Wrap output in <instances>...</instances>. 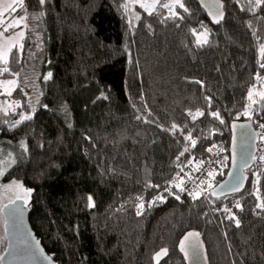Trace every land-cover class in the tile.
Returning <instances> with one entry per match:
<instances>
[{
    "label": "trees",
    "instance_id": "obj_1",
    "mask_svg": "<svg viewBox=\"0 0 264 264\" xmlns=\"http://www.w3.org/2000/svg\"><path fill=\"white\" fill-rule=\"evenodd\" d=\"M125 2L48 0L41 8L38 0H25L24 10L18 9L15 15L30 17L31 31L20 40L21 62L12 65L19 76L0 77L16 79L8 98L20 105L11 113L0 110V146L11 142L17 158L2 181L31 189L30 226L57 264H154L152 256L162 248L168 255L159 264H185L177 242L190 230L200 233L208 264H264V213L255 208L264 202V165L258 161L264 144L257 143L261 149L244 172L242 191L213 198L211 186L203 191L207 199L197 201L187 194L178 201L163 191L180 172L176 157L185 148L179 164L192 160L184 168L192 174L198 161L221 148L228 160L231 121H248L255 131L264 123V111H252L258 104L251 120L242 115L249 89L264 92V7L254 14L241 10L248 0H222L224 19L213 26L194 0H184L187 13L175 9L184 19L163 23L166 9L149 16L129 2L126 13ZM41 11L43 17L31 19ZM205 30L208 43L197 46ZM24 90L34 99L32 110ZM197 109L206 116L192 121L187 111ZM217 110L223 125L207 115ZM22 112L32 119L14 127ZM174 122L185 130L173 134ZM188 131L195 147L183 139ZM223 177L215 176L213 185ZM149 182L161 188H149ZM160 195L166 202L155 199ZM141 199L144 212L137 216ZM237 199L242 212L233 207ZM225 207L237 214L239 228L225 218Z\"/></svg>",
    "mask_w": 264,
    "mask_h": 264
},
{
    "label": "snow or ice",
    "instance_id": "obj_2",
    "mask_svg": "<svg viewBox=\"0 0 264 264\" xmlns=\"http://www.w3.org/2000/svg\"><path fill=\"white\" fill-rule=\"evenodd\" d=\"M129 2L132 3H139V7L144 9L149 16H153L155 14H157V8H162V9H166L168 12V15L165 16L162 20L161 23L167 21V20H178V19H184V17L180 14V12L176 11L175 9L179 8V9H183V11L185 13L189 12L188 7H186V4L184 2V0H170V2H164V0H151L150 3L148 2H141V0H126L125 3L121 4L120 6L122 8L125 9V12L127 13L129 11ZM48 3V0H38V5L43 8L46 4ZM237 3H239V0H237ZM248 7L245 8L243 5H241V10L242 11H251L255 14V10L257 8H262L264 7V0H248ZM201 6L205 7L208 11V14L212 17L213 22L219 24L221 22V20L224 17V12L222 11L223 5L220 3V0H207V2L205 3L204 0H201ZM25 8V0H14L13 3H7L3 6V9H0V37H4V41L2 43H0V77H4L6 75L8 76H19V73H15L12 71V65L16 64V63H20L21 62V58L23 56V49H24V45L21 43L19 45V56L17 54L16 51H14V49L16 48V44L15 43H9L10 41H20L23 40L25 37V30L27 29L28 31H31V29L28 28V24L27 21L30 19L29 16L27 15H14L17 13L18 9L19 10H24ZM7 12V19H5V15ZM44 12L41 11L37 16L31 17V19H35V20H39L41 17L44 16ZM135 19L136 20H140L141 16L139 14L135 15ZM129 23H131L129 21ZM177 27H179L180 25L177 24ZM249 27H251V25H249ZM148 28H151V25H148ZM17 29H19L18 31H16ZM206 32L207 30H205V39L204 40H200L199 38H197V46H203L204 44H207V37H206ZM11 34V35H9ZM193 34L196 35V31L193 30ZM253 35L257 38L260 39L258 33L253 32ZM260 51H261V55L264 56V43L260 44ZM259 68L260 69H264V62H261L259 64ZM52 73L49 72L47 76H44L43 79L46 81L51 77ZM259 75V74H258ZM5 84L7 85H15L17 83V81L15 79H6L4 81ZM196 83L198 84H202L201 81H196ZM11 92H8L7 95H11ZM259 97H260V101L257 102L256 100H252L253 97V91L250 88L247 96L248 99L252 101V104H258V109L254 108L252 109V111L256 114L259 115L261 111H264V92H260L258 93ZM106 98V97H105ZM206 100H208L209 102L211 101L210 97H205ZM19 102H15V107H19ZM209 106L211 107V104H209ZM251 105H248L245 107V111L244 113H242V115H246L248 116V119L251 120L252 119V115L249 114L248 109L251 108ZM149 116H151V112L148 113ZM187 115L191 117L192 121H196L199 117H205L206 116V112L204 110H200L197 109L194 113L191 110L187 111ZM207 115H209L213 120H216L219 122V124L223 125L225 124V120L223 119L220 111H210L207 113ZM238 114L237 118H239ZM138 120L142 119V117L137 116L136 117ZM32 119L31 115H23L20 120H16L13 124V126L15 127L16 125L22 123L23 121L26 120H30ZM145 123H154L156 121H149L148 119H144ZM160 126V125H157ZM186 127V126H185ZM232 128L235 129L236 125L233 124ZM242 131H241V136L242 137H247L248 136V131L246 126H241ZM259 128L260 129H264V123L259 124ZM164 130H168V129H164ZM173 134H175V132L177 130L183 132L185 129L184 128H180V126L177 123H172L171 125V129H170ZM205 139H207V137H204ZM183 139L185 141H190L192 146L195 147L197 144V140L192 138V132L188 131L187 135L183 136ZM260 139L262 142H264V134H260ZM233 142H235V134L233 135ZM217 146L215 144H213L210 148L206 149V151L208 152H212L214 148H216ZM27 149L25 148V151ZM224 149H220V151H223ZM189 151L188 148H185L183 152H181L179 154V156L176 157L177 160V167H180V172L176 174V177L173 178V180H170L167 184V186H165L163 188V191L168 193L169 196H174L176 200H181V193H186L188 196H190L192 198L193 201H197L200 200L201 198L207 199L206 196L203 195V190L200 189L199 185L200 184H204L205 181L203 179L199 180V184L196 185V187L192 190H189L187 187H185V181L183 180V178L180 176V173H184V175H189V178L191 179V175L189 173L184 172V168L188 167L190 165H192L193 161L192 160H188L187 165H184L183 167L180 166L179 161L180 158L183 157L185 155V153H187ZM261 152L264 153V149H261ZM8 157H12V153H8L7 154ZM252 159H256L255 157L250 156L249 160ZM258 161L260 163V165H264V154H261L258 157ZM16 159L12 158V159H8V160H0V164H4L6 167H11L12 165H14L16 163ZM198 164H203L204 161H198ZM244 167H248V161H245V165ZM243 170V169H242ZM262 171H264V168L261 169ZM194 172H198V171H202L201 168L196 167L193 169ZM5 174V172L3 170H0V176H3ZM259 173L258 172H253L252 175L253 176H257ZM229 175H232L231 173H229ZM208 176L209 177H214L215 176V172L214 171H209L208 172ZM179 179V183H176L175 180ZM193 183H195V181H193ZM6 189L11 187L12 189L15 190H21L22 191V195H17V199H23L24 201V205L25 207L27 206L28 203V197L31 194V189H24L23 185L18 183L17 181H12L11 186H5ZM149 188H155V189H160L161 185L159 184H152L151 182H149L148 184ZM209 187H211V183L209 182ZM243 187V181L242 180H237L235 182V184H233L230 188H229V192L231 193H236L239 192L241 190V188ZM253 187H256V184L254 182ZM172 189H175V191H173ZM212 195H215V191L213 190ZM88 199V207H94V202H93V197L91 195H89L87 197ZM138 199H140L138 197ZM156 200H160L162 203L166 202L167 197L160 195L157 196L155 198ZM257 199H260V197H257ZM211 203V201H209ZM10 204H15V201L10 200L9 201ZM154 201H150L147 204L148 208L153 207ZM136 207V215L137 216H141L143 215L144 212V201L141 199V202L135 205ZM234 208L239 209L241 212L244 210L243 209V205L241 204L240 200L237 199L235 204L233 205ZM256 209H259L261 213H264V202L261 203H257L255 206ZM122 209H117V211H120ZM217 211H219L220 209H216ZM223 211L225 213H228V215L225 217L228 220L234 221L235 222V226L237 228H239L241 226V221L240 219L237 218V214L235 212L232 211L231 208L225 207L223 208ZM255 211V209H254ZM5 212H7V216L8 218L12 221L13 223V227H15V222L16 220L22 216V209L18 208V207H8V205H4V206H0V214H4ZM259 214V213H257ZM199 236L200 233L198 232H188L186 235H184L183 239L180 241V251L184 253L185 255V259H192L193 260V264H196V261H198L199 257H200V249L202 248V244L199 241ZM38 244L39 242H36L37 245V249L32 251V255H42V253H40L38 251ZM29 249V245L27 244V242H25V250ZM168 255V249L167 248H162L160 251L156 252L154 254V259L156 261V264H159V261L162 257L167 256ZM0 259H3L2 257H0ZM45 259H49L47 257H45Z\"/></svg>",
    "mask_w": 264,
    "mask_h": 264
},
{
    "label": "water",
    "instance_id": "obj_3",
    "mask_svg": "<svg viewBox=\"0 0 264 264\" xmlns=\"http://www.w3.org/2000/svg\"><path fill=\"white\" fill-rule=\"evenodd\" d=\"M194 1L198 4L200 9L204 11L210 24L213 26L218 25L217 23L213 22V19L208 14L207 9L201 6V0H194ZM204 2L206 3L207 0H204ZM220 3L223 5L222 0H220ZM222 11L224 12V8H222ZM224 16H225V12H224ZM233 124L236 125L235 129L232 128ZM242 125L246 126L247 128V131L249 133L247 137L241 136ZM229 132H230V137H229V145H228V168L223 179L211 188L210 195L213 198H221L234 194L229 192V188L233 184H235L237 180L243 181V187L240 190L242 191L246 185V176L244 172L251 167L254 160V159L249 160V157L250 156L255 157L256 155L257 133L248 121H236V120L231 121L229 124ZM234 134H235V142H233ZM245 161H248V167H244ZM229 173H231L232 175H229ZM213 190L215 191V195H212ZM14 201H15L14 205L10 203H7L5 205H8V207L15 206L22 209V216L16 220L15 227H13V223L8 218L7 212L2 214L4 219L3 230H4V237L6 240V248L4 253L1 255L3 259H0V264H57L53 259V255L47 254L45 252L44 248L41 245L40 240L35 236L30 226L29 206L27 205L25 207L23 200H14ZM188 232H193V231L191 230L187 231L179 238L177 242V250L184 259L185 264H193L192 259H185V255L183 252L180 251V247H179L180 241L183 239L184 235H186ZM37 241L39 242L38 251L42 253V255L38 254L33 256L32 251L37 249V245H36ZM199 241L202 244V248L200 249V257L198 261H196V264H208L205 254V248L200 236H199ZM25 242H27V244L29 245L28 250H25ZM154 254L152 256V260L153 263L156 264V261L154 259ZM45 257L49 259H45ZM165 257L166 256L162 257L159 263Z\"/></svg>",
    "mask_w": 264,
    "mask_h": 264
},
{
    "label": "rangeland",
    "instance_id": "obj_4",
    "mask_svg": "<svg viewBox=\"0 0 264 264\" xmlns=\"http://www.w3.org/2000/svg\"><path fill=\"white\" fill-rule=\"evenodd\" d=\"M141 1L142 2H148V3L151 2V0H141ZM13 2H14V0H0V9H3V6L5 4L13 3ZM164 2L167 3V2H170V0H164ZM5 12H6V10H5ZM5 19H7V12H6V15H5ZM18 30L19 29H17L16 31H18ZM204 34H200L198 36V38L204 39L205 38ZM9 35H11V34H9ZM4 39H5L4 37H0V43H2L4 41ZM9 43L10 44L11 43H15L16 46H17V45L20 44V41H10ZM5 80L6 79L0 78V110L6 111L8 113H11V112L17 111L19 107H15V102H17V101L10 100L8 98L9 95H7V93L8 92H12V90L16 87L17 83L15 85H7V84L4 83ZM252 91H253L252 100H256L257 101L258 98H259L258 93H260V90L256 89V90H252ZM24 93H25V96H26V102L30 106V110H32V102L34 101V99H33V97H30V93L28 91L24 90ZM249 105H251V106L253 105L251 100H249ZM250 109L251 108L248 109L249 112H250ZM22 114L23 115H29V113L22 112V113H20V115L17 118V120L21 119ZM6 143H8V146H3V147L0 146V160H8V159L14 158L17 161L16 152H15L16 148H14V146H13V144L11 142H6ZM20 145L22 146V144H20ZM8 153H12L13 154L12 157H8V155H7ZM11 167H6L4 164H0V170H3L5 173ZM3 176H0V206H4L5 204L9 203L10 200H12V201H14V200H23V199H17L16 198L17 195H22V191L21 190H15V189H12L11 187L6 189L5 186H11L13 180L12 181H6V182L2 181ZM213 179H214V177L210 178L211 186H214L213 185ZM208 188H209V186L206 189H204V190H207ZM3 225H4V219H3L2 214H0V257L4 253L5 248H6V240H5V237H4Z\"/></svg>",
    "mask_w": 264,
    "mask_h": 264
},
{
    "label": "built area",
    "instance_id": "obj_5",
    "mask_svg": "<svg viewBox=\"0 0 264 264\" xmlns=\"http://www.w3.org/2000/svg\"><path fill=\"white\" fill-rule=\"evenodd\" d=\"M257 133V143L258 145H262L264 144V142L261 141L260 139V134H264V129H258V131H256ZM260 147H257L256 152L260 151ZM254 161V160H253ZM196 167H199L202 169V171H198V172H193L191 175V179L189 178V175H184L182 178L183 180L186 182L185 183V187H187L189 190H192L196 187L197 184H199V180L203 179L205 181L204 184H200L199 187L201 190L206 189L209 185L210 178L208 176V172L209 171H214L215 172V176H221V175H225L227 168H228V160L226 159L225 154L220 151H214L212 156L207 159L206 161H204L203 164H197ZM214 176V177H215ZM193 181H195V183H193ZM177 183H179V179H177ZM182 194H186V193H181Z\"/></svg>",
    "mask_w": 264,
    "mask_h": 264
}]
</instances>
